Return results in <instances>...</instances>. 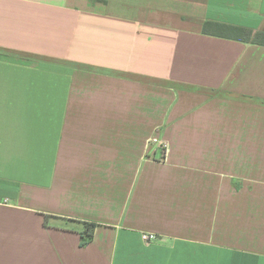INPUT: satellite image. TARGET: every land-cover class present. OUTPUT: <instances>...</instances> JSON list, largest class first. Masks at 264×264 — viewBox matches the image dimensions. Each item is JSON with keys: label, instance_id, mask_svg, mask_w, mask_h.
<instances>
[{"label": "crops", "instance_id": "1", "mask_svg": "<svg viewBox=\"0 0 264 264\" xmlns=\"http://www.w3.org/2000/svg\"><path fill=\"white\" fill-rule=\"evenodd\" d=\"M206 21L264 0H0V264H264V45Z\"/></svg>", "mask_w": 264, "mask_h": 264}, {"label": "trees", "instance_id": "2", "mask_svg": "<svg viewBox=\"0 0 264 264\" xmlns=\"http://www.w3.org/2000/svg\"><path fill=\"white\" fill-rule=\"evenodd\" d=\"M204 32L248 43L264 45V30H255L253 28L232 25L227 23L206 21L204 24ZM84 230L82 244H87L93 238V234L97 224L95 222H83Z\"/></svg>", "mask_w": 264, "mask_h": 264}, {"label": "built area", "instance_id": "3", "mask_svg": "<svg viewBox=\"0 0 264 264\" xmlns=\"http://www.w3.org/2000/svg\"><path fill=\"white\" fill-rule=\"evenodd\" d=\"M154 237H155L154 234H146V235L144 236V238H145L146 240H151V239H153Z\"/></svg>", "mask_w": 264, "mask_h": 264}]
</instances>
